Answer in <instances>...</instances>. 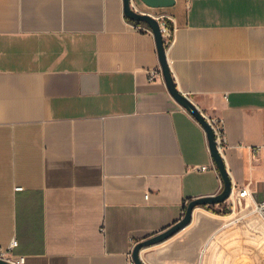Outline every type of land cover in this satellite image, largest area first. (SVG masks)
Returning <instances> with one entry per match:
<instances>
[{
    "label": "crops",
    "instance_id": "1",
    "mask_svg": "<svg viewBox=\"0 0 264 264\" xmlns=\"http://www.w3.org/2000/svg\"><path fill=\"white\" fill-rule=\"evenodd\" d=\"M135 3L173 24L177 87L224 121L232 185L251 194L225 202L249 212L264 200V0ZM159 67L153 32L133 27L123 0H0V249L16 240L22 264H128L189 201L222 191L219 171L196 168L214 161L204 128L164 77L149 80ZM205 207L142 259L247 264L227 230L237 219Z\"/></svg>",
    "mask_w": 264,
    "mask_h": 264
},
{
    "label": "water",
    "instance_id": "2",
    "mask_svg": "<svg viewBox=\"0 0 264 264\" xmlns=\"http://www.w3.org/2000/svg\"><path fill=\"white\" fill-rule=\"evenodd\" d=\"M140 1L146 6L151 8H164V7L173 6L175 4V0H140ZM123 11L124 14L129 19L133 21L143 22L151 28L155 36L160 66L162 69V74L165 83L170 93L177 100V102L184 109L189 111V113H191V115L204 128L207 135L208 145L210 148L211 155L213 157L214 162L216 163L219 174L221 175V178L223 180V189L220 193L212 196L192 199L186 205V210L184 215L176 223L171 225L166 230L136 243L132 251V258L135 264H147L142 259L141 250L151 245L163 242L168 238L172 237L173 235H175L183 228H185L188 224L191 223L193 219V213L196 207L211 206L215 204H221L227 201L232 194L233 185L223 155L218 151L217 144L215 141L214 131L211 125L207 121L203 112L193 102V100L188 95L182 93L177 87V84L175 82V79L173 77V74L171 72L168 63L166 44H165L163 29L160 21L156 16H154L151 13L135 10L132 7L131 0H123ZM0 264H14V263L6 258L0 257Z\"/></svg>",
    "mask_w": 264,
    "mask_h": 264
},
{
    "label": "built area",
    "instance_id": "3",
    "mask_svg": "<svg viewBox=\"0 0 264 264\" xmlns=\"http://www.w3.org/2000/svg\"><path fill=\"white\" fill-rule=\"evenodd\" d=\"M131 4L135 10L141 11L137 7L135 0H131ZM157 18L159 20V17H157ZM131 23L133 24V27H135L139 31H152L151 28L147 24H135L133 22H131ZM161 26L163 29V34L169 33L170 30L166 26L165 23L161 24ZM167 42L168 41H166L165 44ZM148 74H149V80L150 81L156 80L159 77L163 78L161 66L159 68L150 69L148 71ZM203 114L205 115L207 121L209 122V124L211 125V127L214 131L215 141L217 144L218 151L223 155V152L225 151V149L227 148V145H228V139H227V135H226V131H225L224 121L218 117L208 116L205 113H203ZM254 150L256 153L260 154L261 163H262V167H263V182H264V144L255 146ZM196 168H199L201 170H207L209 168H213L214 170L218 171V168H217L216 163L214 161H213L211 166L203 165V166L196 167ZM235 188L236 187H233L232 194H231L230 198L234 197L235 193H237L236 194L237 202H238L239 208H241L240 199H243V198L247 199V198L251 197L250 196L251 194L249 193L248 185L246 187H243V188H238V189H235ZM250 201H251L250 202L251 205L249 207L250 210L248 213L258 215L262 219V221L264 222V200L255 201L254 199H251ZM234 202L235 201H233V203ZM246 207H248V206H246ZM16 244H17V241L13 240L8 250L0 249V257L8 259L11 262H13L14 264H22L25 260L24 257L13 256L10 252L12 250V248H14L16 246ZM135 245H136V243H135ZM128 264H135L134 260L132 258V254H130V256H129Z\"/></svg>",
    "mask_w": 264,
    "mask_h": 264
},
{
    "label": "rangeland",
    "instance_id": "4",
    "mask_svg": "<svg viewBox=\"0 0 264 264\" xmlns=\"http://www.w3.org/2000/svg\"><path fill=\"white\" fill-rule=\"evenodd\" d=\"M213 214H220L224 209L229 210L235 223H231L227 230L231 231V238L234 241H240L241 250L247 252V264H264V222L256 214H250L248 211L232 212L228 203L215 204L205 207ZM233 249H236L237 242H232Z\"/></svg>",
    "mask_w": 264,
    "mask_h": 264
},
{
    "label": "trees",
    "instance_id": "5",
    "mask_svg": "<svg viewBox=\"0 0 264 264\" xmlns=\"http://www.w3.org/2000/svg\"><path fill=\"white\" fill-rule=\"evenodd\" d=\"M131 22L135 23V24H145L143 22H139V21H133L131 19H129ZM165 24L168 28L172 29L173 28V24L169 21V20H165ZM208 207V206H206ZM229 213V210L224 209L220 214L226 215Z\"/></svg>",
    "mask_w": 264,
    "mask_h": 264
}]
</instances>
